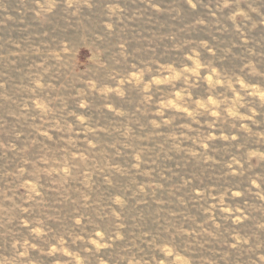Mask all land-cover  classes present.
Segmentation results:
<instances>
[{
    "label": "rangeland",
    "instance_id": "obj_1",
    "mask_svg": "<svg viewBox=\"0 0 264 264\" xmlns=\"http://www.w3.org/2000/svg\"><path fill=\"white\" fill-rule=\"evenodd\" d=\"M0 264H264V0H0Z\"/></svg>",
    "mask_w": 264,
    "mask_h": 264
}]
</instances>
